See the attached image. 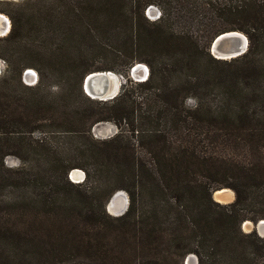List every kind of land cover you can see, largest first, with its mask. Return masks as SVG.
I'll return each mask as SVG.
<instances>
[{"label":"trees","instance_id":"16d2710c","mask_svg":"<svg viewBox=\"0 0 264 264\" xmlns=\"http://www.w3.org/2000/svg\"><path fill=\"white\" fill-rule=\"evenodd\" d=\"M35 1L26 21L2 9L12 29L0 39V57L13 67L0 78L3 147L20 149L22 130L47 126L45 101L21 83L27 67L43 81L48 64L33 53L45 38L96 42L95 32L111 34L121 72L144 63L149 74L126 79L130 88L114 99L95 101L80 87L92 70L60 73L93 104L79 108L69 96L65 132L78 145L68 163L42 139L40 172L8 169L3 159L17 154L0 144V264H183L190 254L197 264H264V238L241 230L245 221L264 220V0ZM149 6L160 10L154 21L144 15ZM26 25L40 37L23 38ZM229 31L247 38L244 54L226 61L204 52ZM102 122L119 130L95 140L91 128ZM74 169L85 173L83 182L69 179ZM219 189L231 190L233 202H215ZM119 190L128 207L111 217L106 204Z\"/></svg>","mask_w":264,"mask_h":264},{"label":"rangeland","instance_id":"374dc122","mask_svg":"<svg viewBox=\"0 0 264 264\" xmlns=\"http://www.w3.org/2000/svg\"><path fill=\"white\" fill-rule=\"evenodd\" d=\"M40 6V2H36L35 0H0V14L6 16L10 22L9 32L5 36H1L0 39L5 38L9 35L12 29V21L8 14L2 12L3 8H8L11 14L15 13L20 15L19 13H24L25 17H21L24 21L28 20V15L36 8ZM151 7V6H149ZM149 7L145 10L144 15L148 21H154L158 14L160 15V10L154 7V11H149ZM21 11V12H20ZM55 28L50 27V31H54ZM25 37L30 38L31 40L34 38L40 37V34L34 32L32 30L31 25H26L24 27ZM29 33H28V32ZM76 31H81V27L77 28ZM32 33V34H31ZM97 36V41L94 42L88 37H80L78 35H73V39L69 42L65 41V38L55 37V38H45L46 42L40 45L37 51L33 53L35 58L38 60L39 64H48L47 70H42L43 72V81L40 82V71L34 67H27L23 70L21 76V83L24 87H32L37 89V96L42 97L45 101V105L43 111H45L48 115V118L45 122L46 127H38L39 123L32 124L31 129L22 130L19 137L21 139L20 149H12L10 145L7 148L3 147L4 143L2 142V136H0V144L2 147V152H13L15 155H7L3 159V164L8 169H18V168H27L34 172H37L42 169V157L38 153V145L37 141H41L42 139L48 141L49 144L53 148L61 151L62 156L66 159L65 163H68V155L69 153L78 145L77 142L71 141L65 130L70 129L72 126L71 123V109L73 107L70 106V95H72L73 100L76 102L75 106L79 108H83L85 106H93V104H89L86 102L81 96H79L77 84L75 81L70 80L68 84H65L60 79V73L68 70H75L74 72H79L81 70H92L94 72V68L97 67H105V66H113L116 71H109L113 73L118 80L120 81V91L123 86L124 89H129L130 84H125L126 79L131 80L133 83L134 78L132 79L130 76V72L125 75L122 73V68L118 66V62L114 59L113 55L117 49V42L115 41V36L111 34H107V36H103L99 32H95ZM42 37V35H41ZM44 37H47L44 35ZM31 42V41H29ZM37 45V44H33ZM44 47V48H43ZM2 50V43H0V51ZM205 51H208V48ZM210 53V52H209ZM211 55V54H210ZM212 56V55H211ZM214 57V56H213ZM82 58H85L84 64H80L78 61ZM215 58V57H214ZM230 60V59H229ZM226 60V61H229ZM30 60H25L24 62H29ZM146 66L144 63H141ZM38 68L41 66L37 65ZM147 67V66H146ZM12 64L0 57V78L8 77L12 75ZM148 69V67H147ZM32 72V75L27 74V72ZM97 71V70H96ZM149 71V69H148ZM84 79V78H83ZM137 79V77H136ZM83 81V80H82ZM15 83V82H14ZM114 80H110V87H114ZM82 90V83H81ZM119 91V92H120ZM83 92V90H82ZM17 93L20 96H27L29 92L23 87L17 88ZM85 94V93H84ZM87 97V95H86ZM90 99V98H89ZM92 100V99H90ZM99 101V100H95ZM193 100H189L187 102L188 106H192ZM74 106V108H75ZM117 126L112 122H102L95 124L91 128V136L95 140L107 139L114 136L118 132ZM19 156V157H18ZM23 160V161H22ZM48 167V165H47ZM80 170V169H79ZM82 171V170H81ZM76 183L78 181L71 180ZM84 181V180H83ZM82 181V182H83ZM113 186V185H112ZM229 190V189H228ZM231 191V190H230ZM116 191L115 193H117ZM119 192L125 191L119 190ZM114 193V194H115ZM113 194V196H114ZM112 196V197H113ZM127 196V194H126ZM128 197V196H127ZM214 200V199H213ZM234 194L230 201L228 202H220V204H229L233 202ZM129 203V199H128ZM106 213L111 217H115L116 214H112L109 212V208L107 206ZM264 221V220H263ZM250 221H245L241 224V230L243 232H251L255 231L258 236L264 238V234L259 233L255 230L254 227L249 226ZM256 225V224H255ZM192 256V257H190ZM197 258L193 255H187L184 258L183 264H196Z\"/></svg>","mask_w":264,"mask_h":264},{"label":"water","instance_id":"95a60500","mask_svg":"<svg viewBox=\"0 0 264 264\" xmlns=\"http://www.w3.org/2000/svg\"><path fill=\"white\" fill-rule=\"evenodd\" d=\"M149 11L150 12L154 11L153 12V14H154L155 13L154 7L153 6L149 7ZM247 47H248V40L244 36V34L237 32V31H229V32H225V33L217 35L210 42L208 50H209L210 54L212 56H214L215 58L221 59V60H226V59H223L220 57L218 58L216 56H226L229 59H234V58H237V57L241 56L242 54H244L247 50ZM140 65H141V63H136L131 68L130 76L132 79L133 78L136 79V77L134 76L135 67L136 68L140 67L139 69H141L142 66H140ZM105 72L111 73L109 71L92 72V73H89L88 75H86L84 77V79L82 81V90L85 93V95H87L89 98L94 99V100H100V101H108V100L114 99L119 94V92L117 94H113V95L109 93V90H110V87L108 86L109 78H108V75L105 74ZM27 74L32 75L31 72H27ZM148 74H149V71L147 69V75H146L147 77H148ZM146 76H145V78H147ZM138 79H143V78L137 77V80ZM77 171H81V170L74 169V170H71L69 172L68 177L70 180H72L71 175ZM81 172L83 174V180H84L85 179V173L83 171H81ZM81 182H76V183H81ZM221 190H223V189L216 190L212 193V198L217 203H220L219 200H222V196L219 195L218 197H216L218 199V201H217L215 198V195H216L215 193L218 191H221ZM125 196H126V194H125ZM126 198H127V203H126L125 209L119 215H115V217L123 215L125 213V211L127 210L128 197L126 196ZM111 200H112V197L109 199L108 203L106 204V208L109 205V203L111 202ZM261 221L262 220L258 221V223L256 225H254L253 223H249V226L254 227L255 230L259 233L258 228H259ZM190 257H192V256H190ZM196 264H197V262H196Z\"/></svg>","mask_w":264,"mask_h":264},{"label":"bare ground","instance_id":"6f19581e","mask_svg":"<svg viewBox=\"0 0 264 264\" xmlns=\"http://www.w3.org/2000/svg\"><path fill=\"white\" fill-rule=\"evenodd\" d=\"M9 29H10V22H9L8 18L6 16L0 14V36L6 35L9 31ZM216 57H218V58L220 57V58H223L226 60L229 59L226 56H216ZM140 66H142L141 69H139L140 67H137V68L135 67L134 76L138 77V78L142 77L143 79H145V76L147 75V68L143 64H141ZM105 74H107L108 78H109V81H108L109 87H110V80L111 79L114 80V84H113L114 87H110L109 93L112 95L117 94L120 91V88H119L120 81L118 80V78L113 73H106L105 72ZM71 178L73 180L81 182L83 180V174L81 171H77L71 175ZM215 194H216L215 198L218 197L219 195L222 196V200H219L220 202H228L233 197L232 191H230L228 189H223L221 191L216 192ZM216 200L218 201L217 198H216ZM126 203H127V198L123 192L115 193L114 196L112 197L111 202L108 205L109 212L112 214L119 215L125 209ZM258 230H260V233L264 234V221L263 220L260 222Z\"/></svg>","mask_w":264,"mask_h":264},{"label":"built area","instance_id":"2783aa9c","mask_svg":"<svg viewBox=\"0 0 264 264\" xmlns=\"http://www.w3.org/2000/svg\"><path fill=\"white\" fill-rule=\"evenodd\" d=\"M158 17H159V14H158V16L156 17V19H157ZM30 72H31V71H30ZM31 73H32V72H31ZM146 77H147V76H146ZM145 79H147V78H145ZM145 79H143V80H142V79H138V80H137V79H134V81H135V82H143V81H145Z\"/></svg>","mask_w":264,"mask_h":264}]
</instances>
